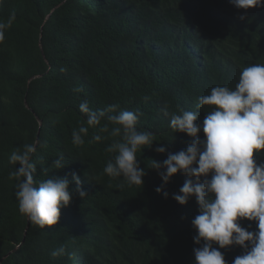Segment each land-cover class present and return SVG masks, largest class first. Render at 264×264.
Instances as JSON below:
<instances>
[{
    "label": "trees",
    "instance_id": "1",
    "mask_svg": "<svg viewBox=\"0 0 264 264\" xmlns=\"http://www.w3.org/2000/svg\"><path fill=\"white\" fill-rule=\"evenodd\" d=\"M13 13L0 41V264H195L191 221L198 205L195 198L183 206L172 199L186 179L181 173L166 186L167 199L158 194L162 180L151 160L162 162L191 142L170 127L172 113L199 111L202 123L207 109H197L198 97L218 85L235 89L244 67L264 64V7L237 9L229 0H0V21ZM84 100L93 110L118 104V111L142 113L137 130L155 137L152 148L137 153L147 173L143 186L104 173L116 155L106 149L120 139L110 135L114 125L99 132L106 120L89 128L84 144L73 143V131L87 126L79 111ZM93 132L102 139L89 143ZM33 143L34 181L67 177L73 190L50 228L19 212L17 181L9 179L19 167L9 163L11 153ZM157 143L164 154L155 152ZM60 156L65 166L57 170L52 164ZM256 159L264 163V155ZM239 223L258 230L254 221ZM70 233L76 241L66 246ZM61 246L65 254L53 257ZM219 250L227 264L243 253L239 246Z\"/></svg>",
    "mask_w": 264,
    "mask_h": 264
},
{
    "label": "clouds",
    "instance_id": "2",
    "mask_svg": "<svg viewBox=\"0 0 264 264\" xmlns=\"http://www.w3.org/2000/svg\"><path fill=\"white\" fill-rule=\"evenodd\" d=\"M229 3L243 10L264 7V0H229ZM14 19L13 13L7 21H0V41ZM239 19L244 20L245 16ZM144 99L147 101L149 97ZM196 107L207 109L202 123L199 111L181 110L180 114H171L170 127L174 132L192 139L186 149L169 153L162 162L151 160L152 170L162 180L155 190L167 199L169 193L165 189L171 179L177 173L186 177L172 199L183 206L195 198L198 205V215L191 221L197 233L193 240L199 245L193 249L195 264H227L219 249L232 246L243 249L232 264H264V163L256 159L264 155V64L244 67L235 89L215 86L210 94L198 97ZM118 109V104H111L93 110L87 100L82 101L79 111L86 116L87 126L82 124L73 131V143L84 144L83 137L88 135L89 128L96 129L106 120L99 132H108L111 124L114 127L110 135L120 139L106 149L116 155L107 162L104 173L109 177L123 176L129 186H143L147 173L140 167L137 153L152 148L155 137L152 132L137 130L142 113ZM164 115H169L167 109ZM201 132L204 139L200 138ZM101 139V135L93 132L89 143ZM157 144L155 152L164 154L166 146ZM36 148V143L26 144L23 151L16 149L11 153L9 163L19 167L9 174V179L17 181L15 197L19 212L40 228H50L57 225L61 208L70 204L73 190L67 177L34 181L36 164L31 157ZM64 166L63 156L52 164L57 170ZM72 177L75 192L82 199L87 197L79 177L75 173ZM245 219L256 222L258 230L243 228L239 221ZM75 239L74 234L72 242ZM63 254V246L52 252L53 257Z\"/></svg>",
    "mask_w": 264,
    "mask_h": 264
},
{
    "label": "rangeland",
    "instance_id": "3",
    "mask_svg": "<svg viewBox=\"0 0 264 264\" xmlns=\"http://www.w3.org/2000/svg\"><path fill=\"white\" fill-rule=\"evenodd\" d=\"M69 232H71L72 233V231L71 230H69ZM70 233V235L67 237V240H66V246L70 243L71 244V242H72V239H73V235ZM72 245H73V242H72ZM67 254V253H66Z\"/></svg>",
    "mask_w": 264,
    "mask_h": 264
}]
</instances>
